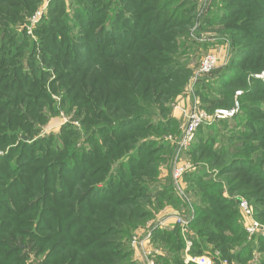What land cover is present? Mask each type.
Here are the masks:
<instances>
[{
  "label": "trees",
  "instance_id": "16d2710c",
  "mask_svg": "<svg viewBox=\"0 0 264 264\" xmlns=\"http://www.w3.org/2000/svg\"><path fill=\"white\" fill-rule=\"evenodd\" d=\"M70 1L49 0L35 41L14 25L42 0H0V264H141L129 246L133 234L153 212L186 209L171 176L158 171L175 153L164 141L174 121L155 124L151 112L158 105L169 115L156 97L159 85L183 76L184 86L190 77L169 61L172 28L181 25L161 19L172 0L163 7L157 0ZM234 7L241 24L225 27L238 34L231 35L233 59L197 93L213 112L231 107L243 90L242 111L233 125L200 127L187 153L203 164L185 176L195 194L190 254L264 264V239H249L239 224L237 198L248 199L264 224V82L251 76L264 69V0ZM52 77V92L77 108L82 130L71 123L58 139L37 138L57 113L47 88ZM206 166L218 171V182L205 180ZM153 234L163 251L158 264H185L178 227Z\"/></svg>",
  "mask_w": 264,
  "mask_h": 264
},
{
  "label": "rangeland",
  "instance_id": "374dc122",
  "mask_svg": "<svg viewBox=\"0 0 264 264\" xmlns=\"http://www.w3.org/2000/svg\"><path fill=\"white\" fill-rule=\"evenodd\" d=\"M134 1H137V0H134ZM163 1H167V0H157V4H159L160 7L161 6L163 7L164 6ZM172 1L174 4L172 3L169 4V6H167V8L161 13L162 21H167V23H169L168 24L169 27H172L173 25L174 26L181 25L180 28H176V29L172 28L173 29L172 33L175 32V35H174L175 44L171 47V52L169 53V57H170L169 61L171 63V67L184 65L185 71L187 72L188 70L190 72V77L188 78V81L186 82V84H184V86L178 83L181 81L180 79H182L183 76H180L178 79L173 80L170 84L159 85L161 86V88L155 90L156 97H157V93L161 95V98L163 99L162 107H164L165 109L169 111V115L162 114L161 108H159L158 105L153 107L154 109L151 112H154L155 114L153 116V121H152L155 124L156 123L165 124L167 123L169 119H171V121H174L173 122L174 125L170 127V131L167 133V135L169 136H167L164 139V141L169 143V146L171 145L172 147H175L176 145L175 142L168 141V138L172 137L174 141L178 140L179 137L181 136L182 128L185 123L184 117H180L181 114H179L176 111V106L179 105L182 108V110H185V111L190 110L191 105L187 103L186 98H184L185 106H181L180 102H181V99L186 94V89L190 83V80L193 78V76L196 74L198 69L201 67L202 58L205 56V54L210 53V52L215 53V55L217 56L218 66L212 74L219 71L221 67H228L231 60L233 59V55L235 52H234V47H233L234 44L232 41L233 38L231 35H238V34L234 30H229L225 27L227 23H231V22L236 23L238 20L240 21L239 23L241 24V15L236 16L238 8L234 7L241 0H172ZM70 2H71L70 0H64V3L66 4H70ZM49 5H50L49 0H42L38 9L32 14L25 17L23 22L21 23L19 22L16 25H14V28L18 32H24L32 40L34 39L35 41H37L36 36H35V29L40 24V22L43 20V18L39 20L36 25L33 26L31 33H29L31 19L34 16V14L38 10L42 9L43 7L46 8L45 14H47ZM263 13H260L259 15H263ZM254 15L255 14H253V16ZM188 20L191 26L187 24ZM251 72H253L251 76L255 78V76L261 75L264 72V69L261 73H258L259 71H251ZM54 79L55 78L52 77L49 80L50 82L49 85H47L48 91L50 93L53 91L51 87V83ZM149 80L156 81L155 78H149ZM59 85L57 87H59ZM178 86H181L183 88L181 87L178 88ZM238 91L243 92V90H238ZM53 92L51 93V95H52V99L54 101V106H55L57 113L55 114V116L50 115L49 122H46L41 126L39 133L35 135V137L42 138L46 136H54L55 139H58V136L62 134V128L71 123L74 125L73 127L75 130L81 132L82 130L81 121L79 118H76L77 111H78L77 108L70 109L68 108L69 106L67 104L65 105L66 102L63 101L64 93H53ZM196 94H197L198 102L200 105V109H202L201 111H204L208 114L214 113L215 110L219 108L232 109L235 106L236 93H235L233 105L231 107H228V106L218 107L213 112H208L207 110L202 108V101L200 97L198 96V93ZM240 98H239L240 112L238 114H240L242 111ZM145 105L148 106L150 104L146 103ZM177 115L179 116V118L177 117ZM233 119H230V120L228 119L225 122H228L229 124L233 125V122H234ZM241 130H243L242 127L235 126L234 131L238 132ZM226 135L230 136L229 133H226ZM81 137H82V133H81ZM231 139L234 142V139L233 138ZM82 141L83 140H80V143L79 145H77V147H80V148L83 147L81 146L83 144ZM172 147H170L167 151H173ZM175 151H176V147H175ZM4 154L5 152L0 150V156H3ZM185 162L192 166L190 171H193V172L196 169L202 167L203 165L200 163H196L193 160V158L191 156H188L187 154L185 156ZM172 169H173L172 160L168 159V161H166L165 163H162L161 167L159 168L158 170L160 172L159 177L164 179L165 177L171 176L172 178V175H171ZM164 174L166 176H163ZM205 175H206V178H205L206 181H207V175H209L208 180L211 179L214 182L219 181L218 176H217L218 171L212 170L208 166H206L205 168ZM220 181H224V180H220ZM151 183H157V182L155 181ZM187 183L188 182L185 179L187 196L194 202L195 194ZM223 188H224V194L226 193L225 196L228 197L229 196L228 191H227L228 187L226 188V185H224ZM173 190L175 194L177 195L174 185H173ZM237 198H239V200L245 199L249 202V200L243 196H238ZM249 205L251 206L253 210V215H254L253 219H255L254 207L250 202H249ZM169 208L170 207H166L165 209H162L159 212H155V213L153 212L154 216L151 220L147 222V225L148 223L166 214V212H169L168 210ZM238 212H239L238 222L243 227V229L246 231V227H247V224L250 222V219L242 213L239 206H238ZM259 223L264 227V224L262 222H259ZM139 232L140 231L135 232L132 237L136 236ZM261 234L262 233H259V237L264 239V237ZM217 253L219 254V252ZM260 257H261L260 254H255V260L259 259ZM133 260L136 261L137 263H140L139 261L136 260V255L134 252H133ZM225 260H228V259H225Z\"/></svg>",
  "mask_w": 264,
  "mask_h": 264
},
{
  "label": "built area",
  "instance_id": "2783aa9c",
  "mask_svg": "<svg viewBox=\"0 0 264 264\" xmlns=\"http://www.w3.org/2000/svg\"><path fill=\"white\" fill-rule=\"evenodd\" d=\"M46 8L38 10L31 19V25L29 27V33L34 25L39 20L44 18ZM218 59L215 53L210 52L205 54L202 58L201 67L196 74L190 80V83L186 89L185 96L181 99V106H185L184 98L187 99L188 104L191 105L189 111L182 110L177 105L176 111H178L180 117H184L185 123L182 128L181 136L178 140L174 141L172 137L168 138V141L175 142L176 151L172 158V181L177 192V196L185 203L186 209L184 211H169L154 221L148 223L146 229L132 237L130 240V249L135 253L136 260L142 264H158L157 258L162 255L163 251L159 247H155L153 244L154 231L169 229L178 227L182 233V236L186 243V249L184 252L185 264H235L229 260L220 259V255L215 253L212 255L193 256L190 254L192 247V231L191 224L195 220V209L193 207V201L187 196L185 176L192 168L191 165L185 162V156L193 145L197 130L202 126H210L220 121L233 119L240 112L239 98L243 95L242 91L236 92V102L232 109L219 108L214 113L208 114L201 111L197 98L198 86L202 82L203 78L209 77L217 68ZM255 78L264 82V72L255 76ZM175 109V107H174ZM239 208L242 213L250 219L247 224L246 231L249 239L259 236V233L264 237V227L255 219H253V210L249 205V202L245 199L239 200Z\"/></svg>",
  "mask_w": 264,
  "mask_h": 264
},
{
  "label": "crops",
  "instance_id": "0c3cea01",
  "mask_svg": "<svg viewBox=\"0 0 264 264\" xmlns=\"http://www.w3.org/2000/svg\"><path fill=\"white\" fill-rule=\"evenodd\" d=\"M187 103H188V101H187ZM177 112H178V111H177ZM177 117L179 118L178 115H177ZM163 176H166V175L164 174ZM168 210L171 211V212H172V211H175V209H173V208H169Z\"/></svg>",
  "mask_w": 264,
  "mask_h": 264
}]
</instances>
